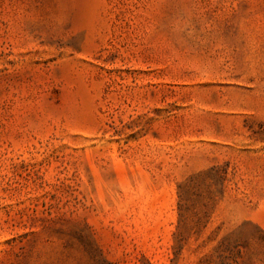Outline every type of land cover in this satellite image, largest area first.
Wrapping results in <instances>:
<instances>
[{"label": "rangeland", "instance_id": "obj_1", "mask_svg": "<svg viewBox=\"0 0 264 264\" xmlns=\"http://www.w3.org/2000/svg\"><path fill=\"white\" fill-rule=\"evenodd\" d=\"M0 264H264V0H0Z\"/></svg>", "mask_w": 264, "mask_h": 264}]
</instances>
